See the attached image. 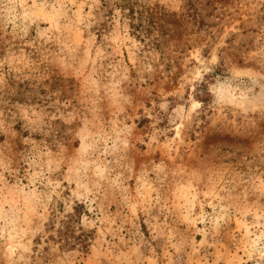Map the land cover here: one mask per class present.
<instances>
[{
	"label": "rangeland",
	"instance_id": "rangeland-1",
	"mask_svg": "<svg viewBox=\"0 0 264 264\" xmlns=\"http://www.w3.org/2000/svg\"><path fill=\"white\" fill-rule=\"evenodd\" d=\"M0 264H264V0H0Z\"/></svg>",
	"mask_w": 264,
	"mask_h": 264
},
{
	"label": "trees",
	"instance_id": "trees-1",
	"mask_svg": "<svg viewBox=\"0 0 264 264\" xmlns=\"http://www.w3.org/2000/svg\"><path fill=\"white\" fill-rule=\"evenodd\" d=\"M81 208V205H76L73 208V212L65 215V219L61 221V226L57 229L58 240L69 247H74L79 240H82L80 235H75L71 225L72 222L80 217L82 213Z\"/></svg>",
	"mask_w": 264,
	"mask_h": 264
}]
</instances>
